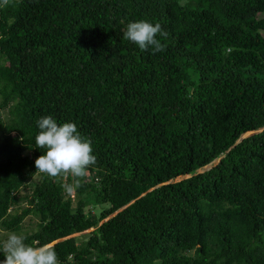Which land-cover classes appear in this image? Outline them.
I'll list each match as a JSON object with an SVG mask.
<instances>
[{
    "label": "trees",
    "instance_id": "trees-1",
    "mask_svg": "<svg viewBox=\"0 0 264 264\" xmlns=\"http://www.w3.org/2000/svg\"><path fill=\"white\" fill-rule=\"evenodd\" d=\"M42 116L92 142L71 195L36 172ZM0 227L59 264H264V0L0 5Z\"/></svg>",
    "mask_w": 264,
    "mask_h": 264
},
{
    "label": "clouds",
    "instance_id": "clouds-1",
    "mask_svg": "<svg viewBox=\"0 0 264 264\" xmlns=\"http://www.w3.org/2000/svg\"><path fill=\"white\" fill-rule=\"evenodd\" d=\"M8 0H0V5ZM167 32L160 23L147 20L129 22L123 37L138 45L141 51L152 47L154 52L166 49L160 38L167 39ZM39 129L35 136V147L44 149L35 159L36 172L51 178L70 176L73 183L62 184L64 191L71 195L82 186L89 175V168L96 164L92 142L83 137L74 122L58 124L52 116H42L36 121ZM26 237L15 232L7 234L0 242V252L4 259L0 264H59L53 247L44 245L33 247L25 243Z\"/></svg>",
    "mask_w": 264,
    "mask_h": 264
},
{
    "label": "rangeland",
    "instance_id": "rangeland-1",
    "mask_svg": "<svg viewBox=\"0 0 264 264\" xmlns=\"http://www.w3.org/2000/svg\"><path fill=\"white\" fill-rule=\"evenodd\" d=\"M212 164H214V162H212L210 165H212ZM209 166H206L203 169H206ZM72 196H73V194H72ZM74 202H75V200H74ZM20 205L22 207H24L26 205V202L25 201H20ZM36 223H37V218L35 216H33V215H27L23 219V222H22V229H23V231L35 230L36 229ZM91 229L82 231L80 233L72 234V236H76L79 240L80 239H83L84 238V235L83 234L89 232ZM6 236H7L6 231L2 227H0V240L3 241L6 238Z\"/></svg>",
    "mask_w": 264,
    "mask_h": 264
},
{
    "label": "water",
    "instance_id": "water-1",
    "mask_svg": "<svg viewBox=\"0 0 264 264\" xmlns=\"http://www.w3.org/2000/svg\"><path fill=\"white\" fill-rule=\"evenodd\" d=\"M213 165V164H212ZM211 166V165H210Z\"/></svg>",
    "mask_w": 264,
    "mask_h": 264
}]
</instances>
